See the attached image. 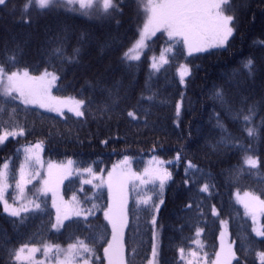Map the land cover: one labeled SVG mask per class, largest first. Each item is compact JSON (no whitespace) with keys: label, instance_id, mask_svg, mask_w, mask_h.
I'll use <instances>...</instances> for the list:
<instances>
[{"label":"trees","instance_id":"trees-1","mask_svg":"<svg viewBox=\"0 0 264 264\" xmlns=\"http://www.w3.org/2000/svg\"><path fill=\"white\" fill-rule=\"evenodd\" d=\"M28 2L12 0L15 13L0 10V61H7L15 51L18 67L29 69L31 75H38L45 67L51 68V48L55 46L57 37L63 38L69 55L74 47L83 45L79 64L67 65L52 60L62 76L53 93L61 97L81 98L83 90V96L91 95L92 102L86 107L84 117L66 114V119L14 102L18 105L17 113L13 115L11 107H8L7 111L0 113V124L19 123L26 127L27 132L24 137L10 138L0 146V163L12 157L14 167L18 169L23 162V148L37 142L43 144L45 160L62 162L71 159L75 169L91 167L94 173L106 171L125 155L132 158L134 168L139 171L150 157L174 160L176 152L181 151L184 160L169 165L174 179L167 183L163 192L158 185L154 192H148L154 195L157 203L161 198L164 200L157 214L163 264H182L177 251L180 246L185 247L186 254L193 250L200 252L192 243L196 220L193 219L191 224L186 222L189 217L196 216L194 211L185 207L191 195L183 185L188 159L198 164L206 176L210 175L216 185L210 197L199 194L204 198L207 221L200 220V226L204 228L201 252L211 257L219 250L220 221L212 217L210 211L211 205L215 204L221 218L228 221L233 249L239 256H246L249 264H259L256 252L264 251V238L253 234L251 221L233 195L235 192H251L264 198V166L257 169L244 166L241 172L243 152L231 144H219V141L222 136L231 133L242 141L245 149L251 147L249 154L264 161V89L260 86L264 78L260 71L264 68V4L260 0H235L239 6L238 31L222 49L189 56L180 41L172 42L158 35L148 43L139 68L128 69L120 63V56L144 22L145 13L137 7L139 0H124L126 6L123 15L118 16L121 21L119 27L115 20L102 21L95 16L81 14L79 10L64 8L43 14L31 9L25 15L24 5ZM22 16H30L33 22L23 23ZM167 48L171 49L165 54L170 63L149 78V58L155 56L159 61L161 53ZM249 58L255 61V81L247 77V70L243 67ZM180 64H186L191 72L186 77V87L179 83L177 69ZM10 70L15 71L16 68L10 67ZM89 84L97 86L93 89ZM214 87L222 88L226 103L213 98ZM108 89L114 93L118 91L121 97L118 113L133 107L143 111V107H149V102L141 99L142 94L156 93L157 99L150 105L148 127H144L143 119L138 127L127 123L126 113L111 114V118L109 114L101 115L98 106L106 102ZM181 92L184 93L182 116L180 127H176L173 123L176 118L175 103L181 99ZM161 100L167 102L161 103ZM251 105H255L252 124L262 134L259 140L247 137L246 132L241 130L242 118L234 119L237 113L241 117L247 114ZM218 117L227 132L217 127ZM109 137L112 139L108 145L100 143L101 139ZM82 180L81 174L66 179L62 193L65 198L76 196L83 208L91 209L93 204L97 206L99 210L90 217V225L86 226L82 218H73L64 223L67 227L54 231L51 226L54 211L48 197L40 200L42 210L22 214L25 217L22 223L18 218L4 214L0 208V264H15L9 260L8 249H18L25 243L67 245L85 238L93 248L91 264H106L104 247L111 239V229L106 227L103 209L107 207L108 191L103 187H94V184H83ZM146 188L152 189L153 185L145 187L140 195ZM137 198V193L130 192L125 251L126 259H131L132 249L135 248L138 256L134 264H144V256L150 254L151 249V225L146 222L143 205L136 204ZM13 220L15 224L10 222ZM77 220L80 222L73 223ZM181 225H184L183 231L180 230ZM252 241L255 243L251 244Z\"/></svg>","mask_w":264,"mask_h":264},{"label":"snow or ice","instance_id":"snow-or-ice-1","mask_svg":"<svg viewBox=\"0 0 264 264\" xmlns=\"http://www.w3.org/2000/svg\"><path fill=\"white\" fill-rule=\"evenodd\" d=\"M264 4V0H260ZM78 6V7H77ZM124 0H29L24 5V14L26 15L31 9H36L38 14H43L52 11L53 9L64 8L68 11L79 10L81 14L88 16H95L100 20H115L117 27L121 21L118 16H122L125 8ZM139 9H142L146 14L143 26L138 29V34L135 36L130 45L126 46L120 56V63L125 65L128 69L139 68V62L143 56L146 55L148 48V40L155 36L157 32L166 34L169 41H182L184 48L189 56L193 53L207 52L209 49L224 48L229 43V39L238 31L239 23V6L236 5L235 0H139L137 4ZM0 10H8L11 13L16 12V8L12 0H0ZM22 22L31 24L32 18L27 16L23 18ZM264 42V41H262ZM83 45L74 47L72 53L67 54L63 38L57 37L55 46L51 48L52 60H59L61 64L73 65L79 64ZM19 48V46H17ZM167 49L165 51H169ZM51 63V68L45 67L44 71L36 76L31 75L29 69L21 70L18 67L17 54L14 51L7 61H0V113L7 111L11 107L12 114L15 115L18 110V105L14 102L19 101L26 107L28 105L38 106L49 112H55L62 119H66L65 110L72 113L75 117L81 118L85 116L86 107L90 106L92 102L91 95L75 98V97H60L52 94V89L59 86L62 79L60 69H57L55 63ZM149 78L153 73H159L163 65L169 64L170 61L164 54L161 53L159 61L157 57L149 58ZM136 62V63H133ZM16 68L15 71L10 70ZM247 70V77L255 81L257 70L255 61L249 58L243 65ZM262 77H264V68H261ZM179 76V83L181 86H187L186 77L191 75L190 69L186 64H180L177 69ZM99 82H97L98 84ZM97 84H89L90 88L95 89ZM260 86L264 89V78L261 79ZM107 91V100L102 106H98V111L101 115L111 114L123 115L126 113L127 123L139 126L141 119H143L144 127H148L150 116V105L157 99V94L141 96L142 100L149 102V107H143V111L138 107L125 109L118 113L121 97L117 92L111 89ZM213 98L221 103H226L224 100V92L220 87H214ZM183 96L181 92V99L175 103V120L173 123L176 127H180V118L182 116ZM166 103L167 101H160ZM264 102V97H262ZM139 105V101L137 102ZM229 111L231 109L229 108ZM255 112V105H251L247 109V114L237 113L234 119L243 120L241 130L246 132L247 137L253 140H259L262 137L261 131L252 124V115ZM251 125V126H250ZM217 127L222 132H227L223 123L217 118ZM27 129L25 126L16 124H0V145H5L9 139H17L26 135ZM117 133V139H119ZM112 138L101 139L100 143L108 145ZM219 144L228 146L233 145L236 150L242 151V165L239 170L242 172L244 166L249 169H257L258 166H264V161H261L258 156L254 157L251 147L245 149L242 141L228 133L227 136H222ZM215 147V146H214ZM24 159L19 164L18 169L14 167V158L8 157L0 163V205H2L3 212L13 218H18L22 223L25 217L21 213H27L33 209L42 210L41 202L35 198L27 200L24 195L25 188L33 180L39 178L41 193H53V208L56 210L55 223L51 226L53 229H59L61 226L67 227L64 221L69 220L71 216L82 218L83 223L90 225V217L94 215L95 211L99 209L93 204L91 209L83 207H76L65 205L63 201L59 203L56 200V185L64 178L71 174V167L73 162L68 161V165H55L49 163L47 165V177L39 169L43 167L40 152L43 151L42 142H37L34 145L30 144L23 149ZM184 160L181 151H177L174 160H164L157 156L152 157V163L155 166H148L144 168L142 173L133 172L130 158L125 155L119 165L113 166V171L108 173V203L107 207L103 209L104 220L107 222L106 227L111 229V239L107 240V246L104 247V255L107 259V264H134L138 256L135 248L132 249V258L126 259L125 251V229L129 226L130 209L128 206V184L130 181L139 182L140 185H153L152 189H145L143 195L137 193V205H143V211L146 215L147 224L151 225V240H150V254L144 256V264H163L161 259L163 249L160 243V233L158 231L157 214L160 212V205L164 203L161 198L159 203L156 202L154 195H149L148 192L155 191L156 182L158 187L163 192L165 186L169 181L174 179L173 172L169 165L179 163ZM119 172L117 173V169ZM84 172L92 176V179H83L81 183L92 184L93 181L99 180L103 183L102 176H96L91 167L83 169ZM15 182L16 197L13 202H9L8 188L12 182ZM203 181V182H201ZM183 185L189 190L191 195L186 203V210L194 211L195 217H189L186 221L191 224L193 219L196 223L195 238H192V243L198 249H203L202 233L204 228L200 226V220L203 219L206 223L204 212V198L199 194L212 195V190L216 186L212 182L210 175L204 173L198 164L193 163L191 159L186 160L184 167ZM99 184H94V187H99ZM196 189V192H192ZM73 197V201H75ZM243 205L245 214L250 215L253 223L256 222L257 214H264V198L256 195H249L245 193V199L239 200ZM211 216L219 219L221 233H220V251L216 252L214 261L204 253V257L200 258L198 252L193 250L186 254L184 246L178 247L179 260L182 264H249L247 257H241L238 252L233 249L231 244H225L224 236L228 221L221 218L220 211L215 204L210 208ZM15 224V220L10 221ZM80 221H73L79 223ZM184 225L180 226L183 231ZM252 231L258 237L264 238V229L257 230L255 227ZM8 243V241H5ZM255 242L252 241L251 244ZM55 248L57 256L62 254V259H57L56 264H80L77 256L83 261V264H89V257L93 254V248L90 246L88 239H77L74 244H69L67 251L60 249L58 245H44V253L47 256ZM38 251L37 247H32L29 244H22L18 249H8V256L10 261L15 264H33V256ZM190 257V258H189ZM256 257L259 264H264V251H257ZM254 264V262H253Z\"/></svg>","mask_w":264,"mask_h":264},{"label":"rangeland","instance_id":"rangeland-1","mask_svg":"<svg viewBox=\"0 0 264 264\" xmlns=\"http://www.w3.org/2000/svg\"><path fill=\"white\" fill-rule=\"evenodd\" d=\"M145 19H146V14H145V17H144V22H145ZM143 22V23H144ZM142 26H143V24H142ZM141 26V27H142ZM158 35H163L164 37H166L167 39H168V37H167V35L166 34H163V33H161V32H157L156 33V35L155 36H153V37H151L149 40H148V43L152 40V39H154L156 36H158ZM182 44H183V42L182 41H180ZM184 46V45H183ZM167 49H169V48H167ZM167 49H165V50H167ZM185 49V48H184ZM214 49H216V48H213V49H209L208 51H210V50H214ZM219 49H222V48H219ZM163 51L164 52V54H166V52H170V50L169 51ZM185 52H186V50H185ZM200 53H203V52H200ZM186 54H187V52H186ZM195 54H198V53H193L192 55H195ZM188 55V54H187ZM38 75H40V74H38ZM38 75H36V76H38ZM53 90H54V88L52 89V94L53 95H55L54 93H53ZM56 96V95H55ZM61 97V96H60ZM69 97V96H68ZM19 102V101H18ZM25 106V105H24ZM27 107H32V108H36V109H39V110H42V111H45V112H48V113H51V114H53V115H56V116H58L55 112H49V111H47V110H45V109H42V108H39L38 106H33V105H28ZM66 114H69V115H72V116H74L72 113H70V112H67L66 110H65V115ZM60 117V116H59ZM1 146V145H0ZM24 149V148H23ZM22 153H23V159H24V151L22 150ZM40 156H41V160H42V163H43V167L42 168H40L39 170L41 171V172H43L44 173V175H45V178L47 177V165L49 164V163H52V164H55V165H65V166H67L68 165V161L69 160H71V159H67V160H64V161H62V162H55V161H50V160H45L44 158H43V155H42V151L40 152ZM130 158V157H129ZM123 160V158L122 159H120L119 161H117V162H115L113 165H111L110 166V168L109 169H107L106 171H103V172H100V173H94L96 176H102L103 177V183L101 184V182L99 181V180H95V181H93V183L92 184H99L100 186L99 187H103V188H105L107 191H108V173L109 172H111V171H113V166L114 165H119L120 164V162ZM72 161V160H71ZM130 161H131V167H132V170H133V172H136V173H142L143 171H144V168L145 167H148V166H155L153 163H152V157H150V158H148V159H146V161H145V167L142 169V170H139V171H137L135 168H134V166H133V160H132V158H130ZM119 172V168L117 169V173ZM76 174H81V176L83 177V179H89V180H91L92 179V176H90L88 173H86V172H84L83 171V169H75L74 168V166H73V164H72V167H71V174L70 175H68L66 178H64L61 182H59L57 185H56V200H57V202L59 203L60 201H63V203L65 204V205H68V206H72L73 204H75V206L76 207H82V205H81V203H80V201L78 200V198L76 197V196H73V197H75L76 199H75V201H73V197H71V198H65L64 196H63V193H62V185H63V182L66 180V179H68V178H71V177H73L74 175H76ZM39 181V178H37V180H33L32 181V183H30V184H28L27 186H26V188H25V192H24V195H25V197L27 198V200H32L33 198H35L38 202H40V200L42 199V198H44V197H48L49 198V201H50V205H51V207H52V209H53V211H54V220H53V223H55V217H56V210H55V208H53V193L52 192H48V193H46V194H43V193H41L38 189L40 188V182H38ZM149 185H151V184H149ZM149 185H147V186H149ZM156 185H158V182H156ZM147 186H145V185H140L139 184V182H135V181H130L129 182V184H128V200H129V194H130V192H134V193H138V192H140V191H142L145 187H147ZM245 193H248L249 195H256V194H254V193H251V192H235L234 193V195H233V197H234V200L236 201V203L239 205V206H241L242 207V209H243V211H244V214H245V210H244V207H243V205L239 202V200H243V199H245ZM16 195H17V193H16V190H15V182H12V184H11V186L8 188V198H9V202L10 203H12L13 202V198L14 197H16ZM257 196V195H256ZM0 208H1V210L3 211V208H2V205H0ZM32 211H36L35 209H33V210H31V211H29V212H32ZM4 213V212H3ZM28 213V212H27ZM5 214V213H4ZM22 214H25V213H21V215ZM246 215V214H245ZM248 218H249V220L251 221V227H252V229L255 227L258 231L259 230H261V229H264V214H257V216H256V222H255V224L253 223V219H252V217L250 216V215H246ZM73 218H79V217H76V216H71L70 218H69V220H71V219H73ZM68 220H66V221H64V223L65 222H67ZM62 227L63 226H61L59 229H53L54 231H60L61 229H62ZM253 232V231H252ZM220 233H221V227H220ZM220 233H219V243H221L220 242ZM253 234L256 236V234L253 232ZM258 237V236H257ZM259 238H262V237H259ZM224 241H225V244L227 245V244H231V246L233 247V243H232V241L230 240V237H229V230H228V224H227V228H226V231H225V236H224ZM45 244H49V245H58L59 247H60V249H62V250H64V251H67V249H68V245L69 244H67V245H60V244H51V243H49V242H47V243H44V244H42V245H30V246H32V247H37L38 248V251L34 254V256H33V264H56V260L57 259H62L63 258V256H62V254L60 255V256H57V254H56V251H55V248H53V250L51 251V252H49L48 253V255L46 256L45 255V253H44V245ZM71 244H74V243H71ZM197 251V250H196ZM218 251H220V246H219V250ZM217 251V252H218ZM198 252V255H199V257L200 258H203L204 257V252H201V250H200V252L199 251H197ZM208 256V255H207ZM190 258V257H189ZM215 258H216V253H214V255L213 256H211L210 257V259L212 260V261H214L215 260ZM77 260H80V264H83V261L80 259V257L79 256H77ZM25 264H27V262H25ZM89 264H91V262H90V257H89ZM106 264H107V259H106ZM201 264H203V259H201Z\"/></svg>","mask_w":264,"mask_h":264}]
</instances>
